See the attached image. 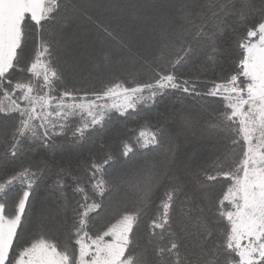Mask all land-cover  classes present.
Masks as SVG:
<instances>
[{"label": "snow or ice", "instance_id": "6c2138e0", "mask_svg": "<svg viewBox=\"0 0 264 264\" xmlns=\"http://www.w3.org/2000/svg\"><path fill=\"white\" fill-rule=\"evenodd\" d=\"M244 6L243 0H201L195 8L180 2L178 18L160 27L151 58L133 53L122 36H115L130 54L127 60L119 52L105 57L109 64L113 58L128 64L119 76H113L100 91L77 95L78 90L66 89L55 95L61 74L51 59L52 40L43 36L46 25L57 21L62 12L70 13L64 28L77 16L91 19V5L75 0L68 4L64 0H0V115L15 120L0 133L6 138L0 161L15 160L33 145L55 150V138L69 130L74 142L84 140L114 113L124 116L170 91L223 101V110L206 133L220 141L224 150L203 169L204 180L194 179L205 191L206 182L219 177L229 181L215 199L193 201L189 197L182 203L176 228L173 214L181 186L165 187L148 224L149 247L143 252L134 250L131 234L153 206L154 190L165 180L176 181L166 166L108 171L120 157L127 162L136 147L146 149L159 143L163 129L144 123L132 130L134 142H122L119 156L106 151L82 160L78 167L86 177L63 167L50 172L64 201L65 223L71 220L68 243L61 247L56 238L41 231L17 249L18 230L32 191L48 168V161L41 157L35 167L21 166L0 180V193L17 184L22 189L12 212L0 201V264H264V7L258 20L237 33V71L229 79L201 92L193 79L177 74V67L195 51L188 37L206 41L205 47L215 51L206 23L211 20L213 28L220 30L225 18L242 15ZM28 28L37 34L38 43L31 62L24 66L20 52ZM104 31L113 36L108 28ZM16 73L28 75L17 78ZM73 117H79V122L74 123ZM240 141L242 155L230 159ZM69 187L71 201L66 192ZM129 195L135 197L134 206H125L114 221L92 233V214L104 207L105 198L119 204Z\"/></svg>", "mask_w": 264, "mask_h": 264}, {"label": "trees", "instance_id": "16d2710c", "mask_svg": "<svg viewBox=\"0 0 264 264\" xmlns=\"http://www.w3.org/2000/svg\"><path fill=\"white\" fill-rule=\"evenodd\" d=\"M71 2L73 0H64L66 4ZM75 2L91 5L88 8L91 19L77 16L75 20L70 21V27L64 28L63 25L69 19L70 13L62 12L57 21L46 25L43 33L46 39L52 40L51 59L61 74V79L56 83L55 95L66 89L78 90L77 95L100 91L113 76H119L122 68L128 67V64L120 63L119 58H113L109 64L106 63L105 57L119 52L124 60H127L130 54L113 39L115 36H122L133 53L151 58L155 54L160 27L165 22L178 18L179 3L186 2L190 8H195L201 0H75ZM243 4L245 6L241 9L242 15L226 17L220 30L213 28V21L209 20L206 23L205 29L212 35L215 51L205 47L206 41L198 42L194 36L188 37L195 51L177 67V74L193 79L198 91L206 92L236 73L239 52L237 33L244 32L260 18L264 0H243ZM104 28H108L113 36L110 37ZM26 33L20 52V63L24 66L31 62L38 43V36L33 29H26ZM27 75L16 73L17 78ZM140 78L147 79V76ZM223 106V101L219 97L206 96L201 100L195 96L169 91L158 95L154 102L146 106L139 105L135 111L129 110L124 116L114 113L102 126L91 129L84 140L74 142L69 130L65 135L55 138V150L45 151L33 145L15 160L0 161V180L6 179L21 166L35 167L41 157L48 161L45 178L34 186L23 226L18 230L17 249L30 242L41 231L56 238L61 247L69 242L71 220L65 223L64 201L60 199L59 192L54 186L55 177L49 178L51 171L63 167L86 177L87 173L78 167L82 160L106 151H112L119 156L123 141L134 142L132 130L147 123L153 129H163L159 143L146 149L136 147L127 162L120 157L108 169L112 172L117 169H141L147 166L161 169L166 166L169 174L176 178L174 183L165 180L154 190L153 206L134 226L131 234L133 249L143 252L149 247L150 218L155 215V206L159 204L165 187H176L177 184L181 186V191L177 194L176 211L173 214V228H176L180 219L179 208L189 197L193 201H203L206 197L215 199L226 189L229 181L223 177L206 182L207 191L201 189L194 179L199 176L204 180L203 169L224 150L220 141L206 133L209 123L216 122ZM71 119L74 123L79 122V117ZM185 121L189 123L186 124ZM14 123V119L5 120L3 115H0V133L5 125L11 127ZM5 139L0 135V152L3 151ZM241 145L242 141L234 146L230 159L242 155ZM21 191L17 184L0 193V201L7 205L6 211L14 210V201ZM66 192L71 201V188H67ZM134 201L135 197L129 195L127 201L112 204L106 197L104 207L98 210V213L92 214L89 223L91 232L95 233L114 221L125 206L131 209Z\"/></svg>", "mask_w": 264, "mask_h": 264}, {"label": "rangeland", "instance_id": "374dc122", "mask_svg": "<svg viewBox=\"0 0 264 264\" xmlns=\"http://www.w3.org/2000/svg\"><path fill=\"white\" fill-rule=\"evenodd\" d=\"M94 98V97H93Z\"/></svg>", "mask_w": 264, "mask_h": 264}]
</instances>
